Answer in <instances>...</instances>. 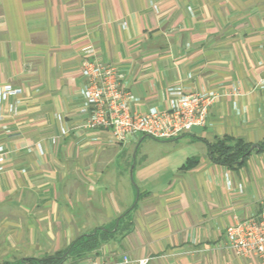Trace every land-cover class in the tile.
<instances>
[{
    "label": "crops",
    "instance_id": "obj_1",
    "mask_svg": "<svg viewBox=\"0 0 264 264\" xmlns=\"http://www.w3.org/2000/svg\"><path fill=\"white\" fill-rule=\"evenodd\" d=\"M88 58L120 70L140 115L171 88L215 92L207 125L122 143L88 128ZM0 85L20 90L0 121V264L99 229L114 235L66 264H262L225 247L264 203V0H0ZM224 138L259 148L230 169L209 152Z\"/></svg>",
    "mask_w": 264,
    "mask_h": 264
},
{
    "label": "built area",
    "instance_id": "obj_2",
    "mask_svg": "<svg viewBox=\"0 0 264 264\" xmlns=\"http://www.w3.org/2000/svg\"><path fill=\"white\" fill-rule=\"evenodd\" d=\"M81 69L85 85L84 106L80 113L86 116L87 127L110 130L119 143L131 136L173 140L190 133L195 127H205L209 109L218 99L215 92L183 93L179 88H171L168 109L153 108L140 115L131 108L130 92L116 66L88 58L82 61ZM19 93L20 90L13 89L11 85H0V121L3 118V103ZM5 158V148L0 146V170ZM225 248L238 257H255L264 264V203L258 216L227 228ZM136 262L148 264L149 259Z\"/></svg>",
    "mask_w": 264,
    "mask_h": 264
},
{
    "label": "trees",
    "instance_id": "obj_3",
    "mask_svg": "<svg viewBox=\"0 0 264 264\" xmlns=\"http://www.w3.org/2000/svg\"><path fill=\"white\" fill-rule=\"evenodd\" d=\"M252 144L243 140L224 138L209 145L210 155L217 165L235 169L244 164ZM260 150L264 151V144L260 145ZM244 159L243 162L241 160ZM114 232L111 230L99 229L89 235H84L75 240L64 252H59L42 259H26L22 264H66L69 260L82 259L87 254L97 250L100 243L111 238Z\"/></svg>",
    "mask_w": 264,
    "mask_h": 264
},
{
    "label": "water",
    "instance_id": "obj_4",
    "mask_svg": "<svg viewBox=\"0 0 264 264\" xmlns=\"http://www.w3.org/2000/svg\"><path fill=\"white\" fill-rule=\"evenodd\" d=\"M258 148L259 147L257 145H253L249 153H251L253 150L258 149ZM243 161H244V159L241 160V162H243Z\"/></svg>",
    "mask_w": 264,
    "mask_h": 264
}]
</instances>
